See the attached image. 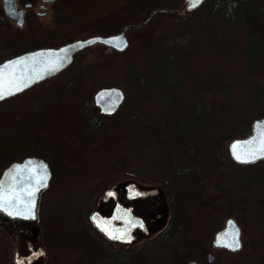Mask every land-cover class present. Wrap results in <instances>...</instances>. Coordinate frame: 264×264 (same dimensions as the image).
Here are the masks:
<instances>
[{"label":"rangeland","instance_id":"1","mask_svg":"<svg viewBox=\"0 0 264 264\" xmlns=\"http://www.w3.org/2000/svg\"><path fill=\"white\" fill-rule=\"evenodd\" d=\"M212 1L187 10L184 0H71L59 32L30 39L4 25L0 15L1 61L33 45L118 32L156 8L173 9L128 30L124 51L87 49L52 81L0 101V175L26 155L49 159L53 169L40 207L46 264H209L212 232L229 215L239 217L243 245L215 252L214 264H264V161L239 164L229 149L232 139L250 133L252 121L264 116V45L248 41H264V0H239L242 17L228 29L234 36L226 45L218 43L223 15L214 12ZM259 57L263 62L249 68ZM108 85L122 87L125 100L112 116H97L93 95ZM248 106L255 117L244 118ZM140 156L192 159L201 167L204 190L195 211L205 224L185 237L174 234L172 243L154 241L120 254L96 233L90 213L104 188L136 171ZM146 171L158 182L173 179L166 169ZM234 175L242 176L236 178L241 189L228 184ZM155 247L167 248L156 262ZM12 257L0 230V264H13Z\"/></svg>","mask_w":264,"mask_h":264},{"label":"flooded vegetation","instance_id":"2","mask_svg":"<svg viewBox=\"0 0 264 264\" xmlns=\"http://www.w3.org/2000/svg\"><path fill=\"white\" fill-rule=\"evenodd\" d=\"M70 1L71 0H0L1 20L4 25H9L11 30H17L22 33L24 32L25 35H28L26 36L27 39L40 34L43 36L45 33H51L52 31L59 32L61 28L59 29L58 27L61 25L62 21L65 20L64 18L68 16L64 10L66 8L65 4ZM7 9H9L10 13L7 12ZM118 32L101 30L98 33L94 32L89 35L100 34L108 36L114 33L118 34ZM79 38L84 37H76L69 40L66 39V41L59 42L56 45L52 43L36 46L33 45L25 51L39 47H57ZM96 46L104 47V49L108 51L114 49L108 44L99 41L98 43L96 42L77 51L74 55L73 62L79 53ZM73 62L70 65H72ZM65 69H68V67L63 68L58 74ZM58 74L39 83L37 82L30 88L21 93H17L16 95L22 94L34 86H41L42 84L50 82L52 81L51 79H54ZM94 95L93 102L97 106V108H95V115L98 116L97 112L99 111L102 116H112L119 109L118 107L114 112H103L100 106L96 103ZM141 152L143 153V146ZM25 157L21 160L15 159L13 161L18 160L21 162ZM141 158L142 159H137L136 171L127 172L129 173V178L112 183L110 186L103 189L104 194L90 213V221L93 224L96 233L104 236L109 243H112V245L115 246L114 250H118L116 253L119 252L120 254L128 253L129 249L138 250L145 244L150 245V243H154V241L160 240L165 244L172 243L175 237L174 234L185 237V232L192 231L190 228L194 226L197 228L199 223H201V225L205 224V221L203 222V219H201L195 211L198 206V204H195V202L199 200L198 193L204 190L201 167L196 166L195 163L188 162L192 159ZM46 160L49 163V159ZM260 161H264V159L259 160V162ZM257 162H251L248 164H254ZM49 164L51 166V163ZM6 165L8 166V164ZM5 168L2 170L1 174H3ZM153 168H156L158 171L163 169L168 170L173 175V179L170 177L160 178L163 181L158 182L156 175H149L151 176L150 178L145 177V171ZM1 176L2 175H0V178ZM239 177L242 176L234 175L228 179V184L235 185L237 190L241 189V185L238 184V181L236 180V178L238 179ZM244 185L245 182L242 186ZM45 190L46 189H43L41 191L37 204L39 207L38 220H20L14 217L0 216V230L7 234L8 242L13 249V264H46L47 247L45 242L41 240L42 230L40 226V207L42 195ZM109 193H112V195H109ZM176 196L179 198L178 204H176ZM175 206L179 208V213L181 214L180 216H182V219L180 216L179 218H176L177 211L175 210ZM94 216L96 217L95 220H93ZM230 216L236 219L241 226L237 215H229L226 218V221ZM223 220L216 228H214V232H212L213 235L210 240L213 244L211 248L214 249L206 252L209 264L215 263L217 259L215 252H221V250L223 251L225 249L232 251L216 242L218 231L224 228L223 226L226 224V221ZM174 227L177 229L175 230V233ZM102 228H106L108 232L117 235L123 233L125 239H112L102 230ZM178 235L177 237H179ZM242 235L241 238L243 242ZM117 247L119 248L116 249ZM161 249L164 250L167 248ZM161 249L159 250L158 247H155V249L152 250L153 254H156V256H153L156 257L155 262L159 259V255L161 257V255L164 254ZM190 264H201V259H191Z\"/></svg>","mask_w":264,"mask_h":264},{"label":"water","instance_id":"3","mask_svg":"<svg viewBox=\"0 0 264 264\" xmlns=\"http://www.w3.org/2000/svg\"><path fill=\"white\" fill-rule=\"evenodd\" d=\"M184 1V9L191 10L201 6L205 0H200L195 7L192 6L193 0ZM169 10L171 9L156 8L150 12V15L144 20L127 24L118 34L114 33L108 36L100 34L90 35L57 47H39L21 52L0 61V72L13 73L22 82L27 83L26 87H23L21 91H17L18 93L22 92L35 83L46 78L48 79L59 73L63 68L68 67L74 60L75 53L86 46L101 41L116 50H125L130 42L127 35L129 29L146 24L158 11ZM7 12L10 13L9 9H7ZM18 60H24L25 62L16 65L14 68H4L5 65ZM17 92L12 95L17 94ZM12 95H8L5 98ZM124 96V89L117 85L100 87L94 95L96 103L103 112H114L124 101ZM1 100L3 99H0V101ZM252 122L253 127L252 131H250L251 133L246 136L236 137L230 142V154H232L234 159H236L233 151L234 145H239L236 151L244 157L247 153L255 152L260 149L261 142L264 141V116L257 117V119L255 118ZM261 159H264V156H260L255 160H249L248 162L236 160L241 163H251L259 162ZM33 167L35 169L34 174L29 171V169ZM17 168L23 169V171L16 173L15 170ZM1 175L0 205L2 206H0V216H9L20 220H38L39 207L37 204L41 191L49 186L52 177V169L48 161L43 157L29 155L21 162L17 160L10 163ZM44 176H46V180H42L41 184L37 185L36 180ZM29 190L34 191L33 197L28 196L27 193ZM5 197H7L6 201L4 199ZM223 227L224 228L217 233V244L233 250V248L227 247L226 245L233 243L234 240H238L240 245L238 249H240L243 245L241 238L242 227L236 219L230 216Z\"/></svg>","mask_w":264,"mask_h":264},{"label":"snow or ice","instance_id":"4","mask_svg":"<svg viewBox=\"0 0 264 264\" xmlns=\"http://www.w3.org/2000/svg\"><path fill=\"white\" fill-rule=\"evenodd\" d=\"M199 2H200V0H193L192 6L195 7L196 4ZM24 62H25L24 60L14 61L8 65H5L4 68L5 69L14 68L16 65L22 64ZM26 86H27V83L22 82L13 73L0 72V99H4L6 96L12 95L17 91H21L23 89V87H26ZM238 147H239V145L233 146V151H234V154H235L237 160H243L244 162H248L249 160H255V159L259 158L260 156H264V141L261 142L260 149H258L255 152L247 153L244 157H242L241 154L236 151V149ZM29 163H31V162H29ZM25 167H27V166H25ZM15 171H16V173H20L23 171V169L17 168ZM29 171L34 174V172H35L34 167L29 169ZM42 180H46V176L41 177L40 179H37L36 184L40 185ZM27 194H28V196L33 197L34 191L29 190ZM109 195H112V193H109ZM4 199L6 201L7 197H5ZM0 206H2V205H0ZM17 214H19V213H17ZM95 219H96V217L94 216L93 220H95ZM102 230L105 231L109 235V237L112 239H116V240L125 239V236L123 233H120L117 235V234H113L112 232H108V230L106 228H102ZM226 246L233 248V250H235V249H238L240 245H239L238 240H234L233 243L227 244Z\"/></svg>","mask_w":264,"mask_h":264},{"label":"trees","instance_id":"5","mask_svg":"<svg viewBox=\"0 0 264 264\" xmlns=\"http://www.w3.org/2000/svg\"><path fill=\"white\" fill-rule=\"evenodd\" d=\"M220 1L221 0H214V1H212L211 3L212 4H216V5H213V10H214V12H217V13H219V15L221 16V15H223V17H222V20H223V24L221 25V27H220V34H222V36H221V38H220V40L218 39V43L220 44V45H223L224 43H225V45H226V39L228 38V37H230V38H232L233 36H234V33H229V34H227L229 31H228V29H232V27L234 26V23L237 21V19L238 18H240V17H242V13H241V11H242V9H241V11H240V8H239V5H238V3H239V0H224L223 1V3H220ZM200 7V6H199ZM188 10V9H187ZM243 12H244V9H243ZM143 25H145V24H143ZM143 25H140V26H143ZM213 36H216V33H215V35L213 34ZM247 39V38H246ZM257 40L256 41H252V40H248L250 43L251 42H253V43H256L257 41H260V43H262L263 45H264V41H262V39H260V40H258V38H256ZM223 43H222V42ZM235 41V40H234ZM210 42H211V39H210ZM236 42V41H235ZM264 52V51H263ZM261 59V57H259L258 58V60L257 61H255L254 63H250V64H247V65H249V68H252L253 66H256L258 63L260 64V62H263L262 60H260ZM246 70H248V69H246ZM186 73V72H185ZM249 107V108H248ZM248 107H246V109L244 110L247 114L244 116V118L246 117V116H248V113L249 114H251V115H253L254 114V117L256 116V114H257V112L256 113H254L255 111H253L252 112V107L253 106H248ZM247 110V111H246ZM252 112V113H251ZM244 118H243V120H244ZM242 120V121H243ZM208 119L206 120V119H204V121H203V123H208ZM244 122H246V120H244ZM209 124V123H208ZM208 124H206V125H208ZM209 126V125H208ZM245 128V127H244ZM247 131H249V129L248 130H246L245 132H243L241 135H246V134H248V132ZM263 170V169H262ZM261 174H264V170L263 171H261ZM263 178H264V176H263Z\"/></svg>","mask_w":264,"mask_h":264}]
</instances>
